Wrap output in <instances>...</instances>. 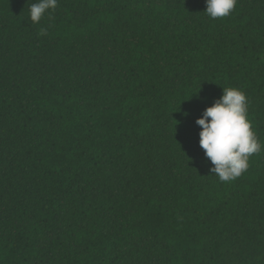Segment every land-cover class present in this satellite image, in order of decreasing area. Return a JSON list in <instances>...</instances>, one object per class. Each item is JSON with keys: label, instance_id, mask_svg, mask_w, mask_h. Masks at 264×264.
<instances>
[{"label": "trees", "instance_id": "trees-1", "mask_svg": "<svg viewBox=\"0 0 264 264\" xmlns=\"http://www.w3.org/2000/svg\"><path fill=\"white\" fill-rule=\"evenodd\" d=\"M34 2L0 0V264H264V150L221 183L195 123L235 87L264 144V0Z\"/></svg>", "mask_w": 264, "mask_h": 264}, {"label": "clouds", "instance_id": "clouds-1", "mask_svg": "<svg viewBox=\"0 0 264 264\" xmlns=\"http://www.w3.org/2000/svg\"><path fill=\"white\" fill-rule=\"evenodd\" d=\"M238 0H205L204 13L210 19H222L232 14ZM58 0H35L29 5V18L39 23L45 14L55 11ZM45 32L41 29V34ZM195 123L200 127L199 146L210 161L209 172L221 183H231L241 177L249 160L264 150L252 122L248 118L246 94L235 87L222 88V96L207 107Z\"/></svg>", "mask_w": 264, "mask_h": 264}]
</instances>
